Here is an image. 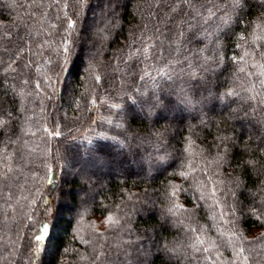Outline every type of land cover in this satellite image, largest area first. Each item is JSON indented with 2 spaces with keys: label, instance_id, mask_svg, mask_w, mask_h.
<instances>
[{
  "label": "trees",
  "instance_id": "16d2710c",
  "mask_svg": "<svg viewBox=\"0 0 264 264\" xmlns=\"http://www.w3.org/2000/svg\"><path fill=\"white\" fill-rule=\"evenodd\" d=\"M0 264H264V0H0Z\"/></svg>",
  "mask_w": 264,
  "mask_h": 264
},
{
  "label": "rangeland",
  "instance_id": "374dc122",
  "mask_svg": "<svg viewBox=\"0 0 264 264\" xmlns=\"http://www.w3.org/2000/svg\"><path fill=\"white\" fill-rule=\"evenodd\" d=\"M96 3L98 4V2H96ZM96 3H94V5H96ZM95 19H96V17L94 15L90 16L88 18V21L85 24V26L87 28V30L85 31V36H87V38L83 37L84 45H88L90 42L91 37L89 38V33L91 31V28L93 27V24L95 23ZM68 79H69V81H71V79H72L70 74L68 75ZM179 115L181 116V115H183V113H180ZM63 170H64L63 178L69 179L71 177H76L78 180H80L82 182L84 187L85 186L88 187L90 185V183H92V179H91L92 177H93V179H97L98 183L106 178V174H104V173H96V172H93L92 170H89L86 172H79V171L69 169L67 167V165L66 166L64 165ZM86 180L89 181V184H87ZM65 191L66 190L63 191L64 196L62 197V199L64 198L66 200L69 195H75L76 197H78V199L81 202H83L85 199V196H83V192H81V189L71 188L70 190L67 189L68 192H65ZM80 204L82 205V203H80ZM81 205L78 207L79 209H83L81 207ZM98 223H99V227H101V225L103 224V220H99ZM56 233H58V230L56 231ZM50 253L51 252H49V255H50Z\"/></svg>",
  "mask_w": 264,
  "mask_h": 264
}]
</instances>
